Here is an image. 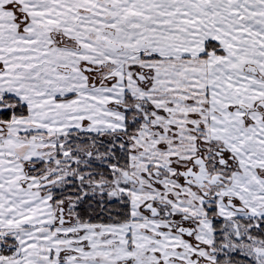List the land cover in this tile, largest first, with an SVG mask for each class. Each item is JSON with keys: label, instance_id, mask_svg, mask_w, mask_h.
<instances>
[{"label": "snow or ice", "instance_id": "obj_1", "mask_svg": "<svg viewBox=\"0 0 264 264\" xmlns=\"http://www.w3.org/2000/svg\"><path fill=\"white\" fill-rule=\"evenodd\" d=\"M0 264H264V0H0Z\"/></svg>", "mask_w": 264, "mask_h": 264}]
</instances>
